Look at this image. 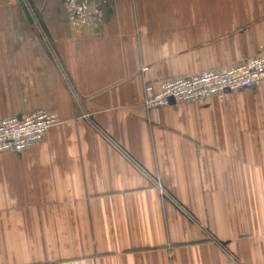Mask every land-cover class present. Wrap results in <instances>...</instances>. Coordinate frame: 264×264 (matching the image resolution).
<instances>
[{"label":"crops","instance_id":"obj_1","mask_svg":"<svg viewBox=\"0 0 264 264\" xmlns=\"http://www.w3.org/2000/svg\"><path fill=\"white\" fill-rule=\"evenodd\" d=\"M0 0V264H264V81L148 109L145 84L264 51V0ZM146 67V70H144Z\"/></svg>","mask_w":264,"mask_h":264},{"label":"built area","instance_id":"obj_2","mask_svg":"<svg viewBox=\"0 0 264 264\" xmlns=\"http://www.w3.org/2000/svg\"><path fill=\"white\" fill-rule=\"evenodd\" d=\"M77 14L87 5L69 0ZM86 1V0H83ZM146 70V67H144ZM264 81V51L230 67L214 68L193 75L163 79L145 85V106L159 110L173 102H193L228 96L233 91L256 88ZM60 123L54 111L34 110L23 115L0 117V153H21L41 143L48 131Z\"/></svg>","mask_w":264,"mask_h":264},{"label":"water","instance_id":"obj_3","mask_svg":"<svg viewBox=\"0 0 264 264\" xmlns=\"http://www.w3.org/2000/svg\"><path fill=\"white\" fill-rule=\"evenodd\" d=\"M19 1L21 3V6L24 8L25 12L27 13L28 17L30 18L31 16L26 2L24 0H19Z\"/></svg>","mask_w":264,"mask_h":264}]
</instances>
